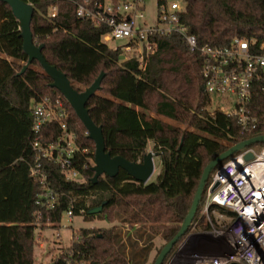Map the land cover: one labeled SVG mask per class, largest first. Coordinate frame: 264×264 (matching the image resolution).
<instances>
[{"label": "trees", "instance_id": "1", "mask_svg": "<svg viewBox=\"0 0 264 264\" xmlns=\"http://www.w3.org/2000/svg\"><path fill=\"white\" fill-rule=\"evenodd\" d=\"M24 1L34 7V42L44 44L46 61L67 74L77 90L83 89L76 84L88 87L105 73L87 109L92 120L102 127L106 150L112 156L141 162L151 142L153 152L160 155L162 171L154 182L137 181L124 169L114 177L102 175L96 183L92 181L95 142L37 60L21 72L28 55L23 49L20 22L9 4L0 0V54L4 56H0V264H35L37 229L47 224L57 228L63 212L72 205L74 214H83L86 220L98 217L118 224L100 230L80 228L71 245L50 264H147L154 238L160 236L164 243L156 250L153 264L163 245L179 231L206 165L233 144L264 135V78L255 84L250 105L258 127L248 133L231 115L218 108L210 109L212 96L205 88L203 56L180 35H159L156 51L141 67L137 58L123 60L120 50L103 42L105 28L76 15V2L80 0ZM183 2L181 21L200 45L223 46L235 37L250 41L256 49L264 44V0ZM54 4L57 14L53 17ZM47 96L63 100L67 117L51 122L36 137L32 132L31 104ZM62 121L75 133L79 148L75 160L84 180L66 181L58 166L48 163L51 185L59 197L54 208L47 209L36 204L41 187L30 175V166L38 156L32 144L35 139L44 146L55 142L64 134ZM262 147L264 143L249 148ZM232 158L212 171L192 225L164 264L200 216L215 173ZM104 201L100 213H89ZM127 223L149 228L147 242L136 253L132 248L139 239L128 237ZM138 235L142 237L143 232Z\"/></svg>", "mask_w": 264, "mask_h": 264}, {"label": "built area", "instance_id": "2", "mask_svg": "<svg viewBox=\"0 0 264 264\" xmlns=\"http://www.w3.org/2000/svg\"><path fill=\"white\" fill-rule=\"evenodd\" d=\"M76 4V15L80 19L105 28L103 42L126 39V44L113 49L120 50L124 59L137 58L141 67L156 51L159 35H180L192 50H198L203 56L205 88L211 96H217L216 100L212 98L216 108L234 117L242 131L249 133L257 129L259 122L250 105L255 84L264 78V44L256 49L250 41L235 37L223 46L200 45L197 37L181 21L183 0H157L156 18L151 24L140 12L146 6L145 0H80ZM56 14L57 5L54 4L51 16ZM31 113L32 132L36 137H40L51 122L67 117L60 97L47 96L32 101ZM61 127L64 134L55 142L44 146L35 139L32 144L38 156L30 166V175L41 187L36 204L42 208H54L59 197L51 185L48 163L57 165L66 181L84 180L75 160V153L79 150L75 133L68 130L65 121L61 122ZM248 151L254 153V158L247 162L243 157ZM215 181H219L220 186L212 192L210 188ZM211 205L227 209L233 218L226 231H216V237L224 238L225 250L200 260L198 264H264V147L248 148L218 169L208 187L202 209L209 222ZM66 214L73 219V205Z\"/></svg>", "mask_w": 264, "mask_h": 264}, {"label": "water", "instance_id": "3", "mask_svg": "<svg viewBox=\"0 0 264 264\" xmlns=\"http://www.w3.org/2000/svg\"><path fill=\"white\" fill-rule=\"evenodd\" d=\"M9 4L14 16L18 19L21 26V37L23 39V49L28 55V61L24 64L21 72H24L34 60H37L44 72L52 79V86L58 89L75 110L77 116L87 129L88 136L95 142L96 150L94 157V165L92 167L95 172L92 181L97 182L102 175L114 177L118 174L120 169H124L135 180L146 183L155 170L154 154L148 151L141 162H131L120 155L112 156L106 150L105 138L101 126H98L91 118L87 109V102L95 95L101 88V82L105 76L102 72L96 80L84 90H77L67 74L59 70L56 66L50 65L43 53L44 44L37 45L34 42L33 32L31 29V22L34 14V7L24 0H3ZM264 143V135H259L239 143L233 144L226 151L220 153L212 159L205 167L192 206L182 222L179 231L168 242H166L159 254L155 258L153 264H164L166 257L172 251L175 244L187 233L196 216L198 206L205 191L207 182L212 171L217 168L225 160L234 157L235 154L246 151L252 144ZM244 161H250L254 158V153L248 151L244 154ZM218 171V170H217ZM220 186L219 181H215L210 190L214 192ZM106 201L100 206L89 210L90 214H97L103 210Z\"/></svg>", "mask_w": 264, "mask_h": 264}, {"label": "rangeland", "instance_id": "4", "mask_svg": "<svg viewBox=\"0 0 264 264\" xmlns=\"http://www.w3.org/2000/svg\"><path fill=\"white\" fill-rule=\"evenodd\" d=\"M145 4V8L140 12L146 16L147 22L151 24L156 18L157 0H145ZM126 42V39H120L107 42L106 44L109 47L114 48L122 46L126 44ZM121 59L124 60V55L121 56ZM34 67L38 70H42L38 66ZM76 86L82 88L83 90L86 88L79 84H76ZM216 97V95L212 96L214 100H216ZM228 106H230V104ZM216 107V102L212 101L210 109L213 110L216 109ZM160 118L170 123H176L175 121L166 117L160 116ZM149 150L152 149L150 148ZM153 154L155 170L148 180L150 182L157 181L158 175L162 171V165L159 160L160 155L154 152ZM212 207V210L209 211L211 222H209L207 216L202 210L200 216L194 222L193 228L186 235L185 239L180 242L178 249L171 255L167 264H198L200 260L214 257L225 250L224 238L222 236L216 237L218 233L216 231H226L233 217L228 214L227 209H223L214 205ZM117 224V222H111L106 218L96 217L92 220H86L83 214L74 215L73 219H69L66 212H63L61 222L57 228H53L47 224L37 229L36 242L34 246L35 264H50L58 253L71 245L72 238L77 236L76 234H78V230L80 228H92L95 230H100L103 227H110ZM126 225L127 230H125V232H130L128 237H131L132 240L139 239V243H137L136 247L132 248V251H135L136 253L141 249V245L147 242V235L149 232L148 225H137L136 227L128 223ZM206 225H209L210 227L206 228ZM135 228H137V230ZM213 228H215V230ZM139 231L143 232L142 237H139ZM128 237L125 235L127 244L129 243ZM162 241L163 240L160 238V236L155 237L154 248L155 245L163 243ZM160 246H162V244H160ZM128 247L130 248V246ZM153 250L149 254V261L147 264H150V260H152L153 255L155 254Z\"/></svg>", "mask_w": 264, "mask_h": 264}, {"label": "crops", "instance_id": "5", "mask_svg": "<svg viewBox=\"0 0 264 264\" xmlns=\"http://www.w3.org/2000/svg\"><path fill=\"white\" fill-rule=\"evenodd\" d=\"M0 56L1 57H4L2 54H0ZM6 58L8 59V60H12V58L11 57H7L6 56ZM152 146H153V144L150 142L149 143V145H148V151H152V150H149L150 148L152 149ZM156 157V156H155ZM157 158V157H156ZM159 160H160V158H159ZM137 225H135V227H136ZM161 238V237H160ZM163 243H164V241H162ZM163 243H160V244H163ZM160 244L159 245H155V248H154V250H153V252H155V254H156V250H157V248H159V246H160ZM155 254L153 255V257L155 256ZM153 259V258H152ZM151 262H152V260H150V264H151Z\"/></svg>", "mask_w": 264, "mask_h": 264}]
</instances>
